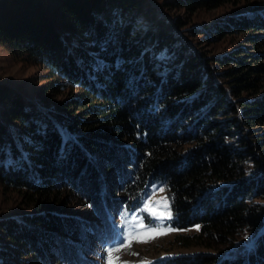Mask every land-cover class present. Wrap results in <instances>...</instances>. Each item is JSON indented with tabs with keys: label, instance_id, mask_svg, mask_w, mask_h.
I'll list each match as a JSON object with an SVG mask.
<instances>
[{
	"label": "trees",
	"instance_id": "trees-1",
	"mask_svg": "<svg viewBox=\"0 0 264 264\" xmlns=\"http://www.w3.org/2000/svg\"><path fill=\"white\" fill-rule=\"evenodd\" d=\"M210 11L215 26L183 30ZM249 31L264 0H0V45L64 97L43 111L0 84V190L29 210L0 219V264H73L68 243L98 232L77 207L107 224L156 184L200 252L155 264H264V64L201 48Z\"/></svg>",
	"mask_w": 264,
	"mask_h": 264
},
{
	"label": "rangeland",
	"instance_id": "rangeland-1",
	"mask_svg": "<svg viewBox=\"0 0 264 264\" xmlns=\"http://www.w3.org/2000/svg\"><path fill=\"white\" fill-rule=\"evenodd\" d=\"M247 1L251 3L261 0ZM160 12L169 16H179L182 19L187 17L182 11L170 10ZM220 16L222 14H219L217 11L207 12V14L200 15L195 20L196 22H192L183 30L189 31L190 28L194 27H198V29L213 27L216 24L214 19ZM203 23L205 24L204 27L201 26ZM178 34L191 45L194 40L197 41L203 36V34L199 33L192 38H188L187 34L179 30ZM248 37H260V40L254 45L247 40ZM262 37H264V32L262 31L233 33L226 35L222 40L223 43L215 51L210 46L204 44L201 45V48L204 51L207 50L210 56L231 53L230 56H233L236 60L246 59L248 62L256 60L264 64V57L260 59L259 57L255 58L256 56L264 55V45L261 46L260 42H264ZM233 65V62L230 63V67ZM259 79L264 81V75H260ZM0 84H5L16 89L26 100L31 101L38 109L43 111L51 109L54 103L64 98L52 97L51 93H45L42 90L46 84L44 74L32 58L2 45H0ZM260 130V127L256 128V132L259 133ZM162 198L167 201L164 190L156 184L150 188L139 207L129 208L125 203L119 207L120 210L118 209L117 213L109 215L107 224L99 220L96 211L91 207H77V216L89 224L94 223L97 225L98 232L93 236L94 240L90 238L89 241H70L68 244L73 252H71V256L68 258L72 259L73 264H107V249L121 247L122 250L115 253L120 258V264H155L171 257L192 255L200 252L196 248H180L177 243L178 240H176L180 235L184 236L196 233L199 226L176 229L171 224L172 215L170 218H156L145 210L146 204L151 202L152 206L155 207L156 202ZM112 199H121V195L116 193ZM159 211L170 212L169 205L167 208H164L161 204ZM28 212L29 210L23 207L22 201L16 194L0 190V219L13 215L22 216ZM112 213L114 212H110V214ZM140 225H145L146 228L162 230L165 234L157 235L155 238L144 243L133 241L130 247H123L127 243L129 234L135 235L138 232L146 230V228L142 229ZM91 229L92 226L88 227L87 231L89 234L91 233L90 235L93 234ZM77 253L81 254L80 258L83 260L79 261L76 256Z\"/></svg>",
	"mask_w": 264,
	"mask_h": 264
},
{
	"label": "snow or ice",
	"instance_id": "snow-or-ice-1",
	"mask_svg": "<svg viewBox=\"0 0 264 264\" xmlns=\"http://www.w3.org/2000/svg\"><path fill=\"white\" fill-rule=\"evenodd\" d=\"M161 204L163 205L164 208L168 207L167 201L162 198L160 201L156 202L155 207L152 206L151 202L146 204L145 210H147L153 217H156V218H170L171 216L170 212L159 211ZM140 227L142 229L146 228L145 225H140ZM163 234L165 233L162 230L146 228L145 231L138 232L135 235L129 234L127 237V243L124 244L123 247L125 248L130 247L133 241L144 243L150 239L155 238V236L157 235H163ZM121 250H122L121 247L107 249V257H108L107 264H120V258L119 256L115 255V253H118Z\"/></svg>",
	"mask_w": 264,
	"mask_h": 264
}]
</instances>
